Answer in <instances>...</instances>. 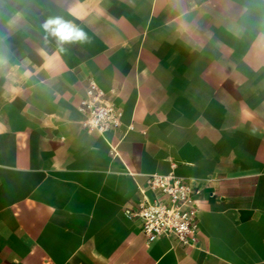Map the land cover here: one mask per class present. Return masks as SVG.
Here are the masks:
<instances>
[{
  "label": "crops",
  "instance_id": "obj_1",
  "mask_svg": "<svg viewBox=\"0 0 264 264\" xmlns=\"http://www.w3.org/2000/svg\"><path fill=\"white\" fill-rule=\"evenodd\" d=\"M88 78L119 129L82 127ZM169 172L199 187L194 245L123 212ZM0 264H264V0H0Z\"/></svg>",
  "mask_w": 264,
  "mask_h": 264
},
{
  "label": "built area",
  "instance_id": "obj_2",
  "mask_svg": "<svg viewBox=\"0 0 264 264\" xmlns=\"http://www.w3.org/2000/svg\"><path fill=\"white\" fill-rule=\"evenodd\" d=\"M111 96V91H104L94 79L88 78L76 103L84 129L103 134L120 128L122 112ZM108 144L117 155L115 145ZM198 192L199 187L182 175L147 173L143 182L136 181L135 200L123 212L138 221L147 243L166 238L181 245H194L198 231Z\"/></svg>",
  "mask_w": 264,
  "mask_h": 264
},
{
  "label": "clouds",
  "instance_id": "obj_3",
  "mask_svg": "<svg viewBox=\"0 0 264 264\" xmlns=\"http://www.w3.org/2000/svg\"><path fill=\"white\" fill-rule=\"evenodd\" d=\"M44 29L56 38L57 44L61 46L66 43H84L88 41L87 33L70 21H65L61 17L50 18L43 25Z\"/></svg>",
  "mask_w": 264,
  "mask_h": 264
},
{
  "label": "rangeland",
  "instance_id": "obj_4",
  "mask_svg": "<svg viewBox=\"0 0 264 264\" xmlns=\"http://www.w3.org/2000/svg\"><path fill=\"white\" fill-rule=\"evenodd\" d=\"M251 34V29H248V35H250ZM34 45H37L38 43H33ZM258 61H260V58L258 59ZM240 75H242V74H240Z\"/></svg>",
  "mask_w": 264,
  "mask_h": 264
}]
</instances>
